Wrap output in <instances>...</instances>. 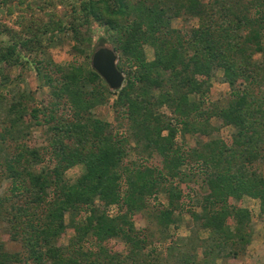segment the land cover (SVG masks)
Listing matches in <instances>:
<instances>
[{
  "label": "trees",
  "instance_id": "1",
  "mask_svg": "<svg viewBox=\"0 0 264 264\" xmlns=\"http://www.w3.org/2000/svg\"><path fill=\"white\" fill-rule=\"evenodd\" d=\"M52 4L70 12L48 14L49 20L22 30L0 24V88L11 85L13 69H32L50 96L41 108H29L34 93L24 92L2 115L0 170L12 183V195L0 196V219L14 223L12 240H20L27 255L8 252L0 241V264H155L148 258L156 248L147 253L150 243L134 218L160 194L169 201L159 204L156 216L165 231L177 223L176 212H184L210 233L204 242L212 244L202 259L195 246L182 250L179 243L171 244L168 252L177 264L239 259L253 237L244 197L259 199L264 215V175L254 168L264 163V0ZM15 10L9 7L8 14ZM183 15L200 25L173 28V20ZM65 33L86 58L100 42L113 48L125 75L123 87L112 90L90 62L56 64L48 47ZM146 46L154 49L151 61ZM256 55H262L260 61ZM220 69L230 98L207 105L208 82ZM112 98L116 123L96 119L94 110ZM163 107L170 114L161 113ZM214 118L234 128L230 138L219 136ZM30 125L45 128L48 158L22 142ZM180 133L194 136L196 145L179 144ZM132 145L149 156H141L135 167L125 162ZM155 155L162 158L161 166L151 162ZM78 165L85 170L72 183L66 173ZM198 183L205 191L195 199ZM111 207H116L113 216ZM70 229L75 231L70 244L59 246ZM112 240L122 242L128 253L110 248Z\"/></svg>",
  "mask_w": 264,
  "mask_h": 264
},
{
  "label": "rangeland",
  "instance_id": "2",
  "mask_svg": "<svg viewBox=\"0 0 264 264\" xmlns=\"http://www.w3.org/2000/svg\"><path fill=\"white\" fill-rule=\"evenodd\" d=\"M3 0H0V24H5L14 28L15 30H22L27 24L36 21V20H49L50 16L48 14H52V16H61L63 17L66 12H70L67 10L65 5H60L58 7L52 6V0H24V3L21 5V0H11V3H7L6 5L2 3ZM23 1V0H22ZM72 3L77 2V0H70ZM19 4V5H18ZM46 4V5H45ZM51 5V6H50ZM43 6H47L46 11H42L41 8ZM9 7L15 8V13L13 16L8 14ZM200 25L198 19H187L186 15L173 20L172 27L180 30H187L191 27H198ZM95 30L97 26H95ZM100 35V33H98ZM4 38H7L4 37ZM108 45V44H107ZM106 47L104 43H98L96 48L94 49L92 56L85 57L75 51V43L72 35L70 33L61 34L58 39L48 47V55L53 58V61L56 64L67 66L71 63H81L90 62L92 65V57L96 50ZM146 55L148 60L154 59V49L150 46L145 47ZM262 55H256L255 60L260 61ZM90 67V66H89ZM10 73V78L13 80L11 85L8 87L0 88V124L3 122V116L6 115V108L8 107V102L12 101V98H15L17 95L22 94L24 92L29 93L30 90L34 93L35 101H31L28 103L29 108L31 106H36L37 108H41L43 101H49V89L42 85L40 79L37 78L36 72L34 70H26L21 72L20 69H13ZM17 77H20V81L17 80ZM210 91L207 94L206 103L207 105L216 104L217 102L223 103L228 98H230L229 94L231 93L230 86L228 85L224 71L222 69L217 70L215 75L208 82ZM115 98H112L111 101L105 105H102L94 110V117L103 122H109L112 124L116 123V113L113 109L112 102ZM191 100H196L195 95H191ZM3 104V105H2ZM161 113L170 114V110L167 107H163L161 109ZM3 115V116H2ZM212 125L221 129L220 135L223 138H230V136L234 132V128L231 126L223 127L222 122L217 119H212ZM43 127H37L35 125H30L26 128L27 137L22 140L24 144L29 146L30 148H36L40 151L41 156L43 158L50 156V150H48V135L45 134ZM1 130V127H0ZM122 134L125 133V130L121 131ZM164 134H167L166 132ZM208 139H205L207 142ZM179 144H183L186 141L187 146L194 147L196 145V140L194 136L190 134L185 137L182 133L178 134L177 140ZM129 151V156L126 159V164L130 167H135L136 163H139L141 160V156L149 157L148 154L141 152V150H134L135 145H132ZM162 158L158 155H155L151 162L155 165L161 166ZM150 162V163H151ZM46 165H41L37 167L38 171H40V167L42 168ZM254 168H257L258 174L264 175V163H257ZM84 166L78 165L71 168L66 173V178L68 181L74 183L83 173ZM0 170V196L3 198L5 196L12 195V183L10 180L1 176ZM196 184L194 193L195 199L199 198L201 193L205 191V187L203 185ZM18 201V199H17ZM167 206L169 204L168 197L165 194H160L157 196V199L153 200L150 204L149 208L142 212L141 214H137L134 218L136 222V227L141 231V236L145 237L150 243L148 247L147 253H150L154 248H156V253H150L151 257L148 259L151 260V263H154L153 260L158 261L155 264H177L176 259H171L170 254L168 252V248H170L171 244L176 245L179 243L181 245L182 250H190L194 246L198 250L199 258H203V251L207 249L211 243V241L204 242V240L209 238V231L201 228L200 222L194 220L189 214L182 212H176L177 215V223L171 226L168 231H165L163 226L159 224L157 220L158 211L161 209L160 205ZM194 204V203H193ZM159 205V206H158ZM11 206V205H8ZM242 206L248 210H250L252 215V230L253 237L252 243L246 248V252L240 256L239 259H226L222 261L221 259L216 262V264H264V215L261 214V201L259 199H254L252 197L246 196L243 199ZM196 211L199 209L195 208ZM110 216H113L116 213V207H111L108 211ZM67 221L70 220V216L67 214ZM4 219H0V241L4 243L5 248L10 253L21 254V257H25L27 255V251L24 248L22 242L12 240V236L17 234L14 229V223L10 221H3ZM232 222V221H230ZM75 236V231L70 229L67 233L59 240L58 245L67 247L70 244V240ZM188 238L189 240H185ZM204 242V243H203ZM110 248L115 250H119L125 254L128 253V248L122 244V242L117 240L110 241ZM87 249L88 246L85 245ZM159 257V260L156 258ZM32 264V263H30ZM213 264V263H209Z\"/></svg>",
  "mask_w": 264,
  "mask_h": 264
},
{
  "label": "water",
  "instance_id": "3",
  "mask_svg": "<svg viewBox=\"0 0 264 264\" xmlns=\"http://www.w3.org/2000/svg\"><path fill=\"white\" fill-rule=\"evenodd\" d=\"M118 55L111 47L96 50L92 57L93 69L105 80L112 90H120L125 82V75L117 67Z\"/></svg>",
  "mask_w": 264,
  "mask_h": 264
}]
</instances>
